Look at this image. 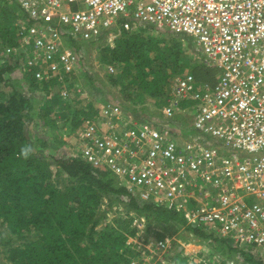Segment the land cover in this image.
Wrapping results in <instances>:
<instances>
[{
    "label": "built area",
    "instance_id": "built-area-1",
    "mask_svg": "<svg viewBox=\"0 0 264 264\" xmlns=\"http://www.w3.org/2000/svg\"><path fill=\"white\" fill-rule=\"evenodd\" d=\"M12 1L32 21L22 37L33 49L25 68L39 80L71 79L80 56L64 39L95 42L122 18L127 29L148 24L195 41L202 63L217 71L215 84L177 77L162 111L169 122L183 105L193 107L190 135L148 123L101 133L91 123L82 131V156L141 202L264 256V0ZM101 112L112 120L121 108L106 104Z\"/></svg>",
    "mask_w": 264,
    "mask_h": 264
},
{
    "label": "trees",
    "instance_id": "trees-1",
    "mask_svg": "<svg viewBox=\"0 0 264 264\" xmlns=\"http://www.w3.org/2000/svg\"><path fill=\"white\" fill-rule=\"evenodd\" d=\"M127 23V19H120L95 41L117 35L112 44L101 47L98 60L107 66V81L124 97L114 98L121 110L137 112L134 105H138L139 98L156 107L165 106L174 77L185 68H190L199 85L212 87L215 84V69L203 63H186L182 40L189 37L148 24H136L127 29ZM23 24L25 27L32 24L26 11L12 0H0L1 254L8 264H134L140 253L136 244L129 243L139 235L133 213L145 221L146 234L153 225L163 231L158 242L165 241V231L170 227L178 225L174 232L180 231L179 226L186 224L185 219L154 203L141 202L109 169L94 167L81 153L50 155L43 151L50 145L39 142L36 132L30 137L28 128L34 121V110L44 122L38 126L39 130L45 126L53 129L59 121L62 126L66 124L70 132L79 130L86 122L93 123L99 110L91 102L86 108L69 105L66 101L71 95L68 99L62 98V86L67 83L69 87L73 77L62 83L58 78L39 80L35 69L26 70V53L32 55L33 49L30 45L23 46L25 51L20 49L19 28ZM155 34L168 35L169 39L161 40ZM83 43L70 41L76 52ZM19 70L25 73L22 79L30 82V88L27 87L30 92L40 87L41 91H48L60 86L56 93L58 98L47 96V103L38 101L35 109L33 99L22 91L21 81L12 83L11 75ZM87 73L83 72L81 78L89 85L93 82ZM127 101L130 105L125 103ZM54 108L57 109L54 111ZM160 116H163L162 111ZM144 118L143 114L134 121L149 123ZM119 206L124 209L113 213ZM186 228L197 238L217 244L216 254L227 255V261L237 263L236 260L241 259L240 264H264V256L253 246L239 247L199 226ZM134 246L137 250L131 248Z\"/></svg>",
    "mask_w": 264,
    "mask_h": 264
},
{
    "label": "rangeland",
    "instance_id": "rangeland-1",
    "mask_svg": "<svg viewBox=\"0 0 264 264\" xmlns=\"http://www.w3.org/2000/svg\"><path fill=\"white\" fill-rule=\"evenodd\" d=\"M72 8L75 9L76 5H73ZM19 30L20 35H22L23 37V35L26 34L25 25H21ZM161 32L164 31L162 30ZM155 35L161 40L169 39L168 35ZM115 37L110 36L108 37V39L105 38L99 42H84L82 44V48H78L77 52L80 56L79 62H81L77 67V71L75 73L76 75L74 74L72 76L73 79H71L69 82V87H67V83L62 86L65 87L68 91V96L62 98L68 99L71 95V98H69L70 100L66 102L69 105H77L84 108H86L90 102L93 103L94 107L99 110V116L93 123L97 124L100 127L101 133H109L111 131V127L112 129L124 128V130L127 127V129L130 130V123H133L134 118H138L144 114L146 116V118L144 119H146V121L150 124L155 123L163 127L170 126L173 130L180 131V133L182 134L181 138H187V135H190L191 133V127L193 123V107H190L189 105H183L180 113L176 114V116L169 122H167V120L164 119L163 116L158 117V114L163 111V108L167 105L169 99L171 98V93L170 97L168 96L169 98H166V104L163 107H160L159 105H157L158 107L153 106L152 102L139 98V100H137L138 105H134V109L138 110L137 112L121 110L119 117H115L112 120H107L106 118H103L101 116V111L107 103H117L114 101V98L118 96L121 99L124 98L123 96L118 95L116 87H114L112 83L107 81V78L105 77L107 66L103 65L98 60L100 52L99 50L101 49V47H103L105 44H112ZM64 40L66 41L65 46L71 48L72 45L70 44V40H68L67 38H65ZM20 41L22 43V47H20V49H22V51H25L26 48L23 47L25 44H23L22 40ZM182 42L185 46L184 56L186 63H188L189 65H200L203 61V56L201 51L198 49L195 41L187 38V40H182ZM78 45H80V43H78ZM86 71L89 73L87 74L92 79V84L87 85V83L83 82V78H81L83 72ZM186 73H190V68H185L182 73L176 75L174 78L176 79L177 77ZM24 74L25 73L23 70H19L11 75L13 80L12 83L15 84L16 82L21 81V86H24V88H22V91L25 96L33 99L35 109L39 105L38 101L41 102L43 100V103H47L45 102L47 96L58 98L56 93L59 92L60 86H57V88H53L48 91H41L40 87L38 90L30 92L27 89V87L30 88V82L28 80L22 79L24 77ZM68 88L70 90H68ZM6 90L9 91L10 88L7 87ZM74 90H76L75 93ZM125 103L127 105H130L131 102L127 101ZM56 109L57 108H54V111ZM151 110L155 111L153 112V115L149 114V111ZM34 113V121L28 128L30 131V137H33L34 133L36 132V137L39 142L42 140L50 145L49 149L43 150L45 151V153L56 156H76L80 153L82 154V131L84 127H86L88 122H86L85 125H82V127L79 130L77 129L75 132H70L69 127H66V124L65 126H62V122L60 123L59 121L56 122L57 126L53 129L45 126L41 130H39L38 126L40 125V123L44 124V122L42 118L37 117V113L35 112V110ZM56 118H59V116H57ZM114 124L116 127H114ZM123 125H125L126 127H123ZM103 204L104 205L102 207L105 206L106 200L105 202H103ZM117 209L123 210L124 207H115L113 209V213H115ZM133 215H135L137 219L134 223V226L138 228L139 235H137L135 239H131L129 243L133 245L136 244L138 252L140 253V258L138 257V260L135 259L137 261L134 262V264H191V262L193 261L198 264H240L241 259L236 260V263L235 260L227 261V255H224L223 257L222 254H216L217 252L215 250L217 248V244H211L210 241H203L197 238L195 235H193V233H190L188 231L186 227H188L189 224L187 223L185 225L179 226V229L181 230L178 232H174L176 231L178 225L172 226L169 230L165 231L164 240L168 241V246L166 248H159L157 246L159 241L158 237L161 234L162 230L153 225L151 226V228H149V233L146 234L145 221L137 217L135 213H133ZM136 247L134 246L131 248L136 249ZM4 258L5 257L3 256V254H1L0 251V264H8L6 263Z\"/></svg>",
    "mask_w": 264,
    "mask_h": 264
},
{
    "label": "crops",
    "instance_id": "crops-1",
    "mask_svg": "<svg viewBox=\"0 0 264 264\" xmlns=\"http://www.w3.org/2000/svg\"><path fill=\"white\" fill-rule=\"evenodd\" d=\"M112 105H114V106H118V107H120L117 103H111ZM136 123L137 122H135V121H133V123H130V128H132L133 126H134V124L136 125ZM167 123V122H166ZM148 124H150V123H148ZM151 124H153V125H155V123H151ZM126 125V124H125ZM125 125H123V127H126ZM126 129H127V127H126ZM128 130V129H127ZM176 133L177 134H180V131H176ZM194 262V261H193Z\"/></svg>",
    "mask_w": 264,
    "mask_h": 264
}]
</instances>
